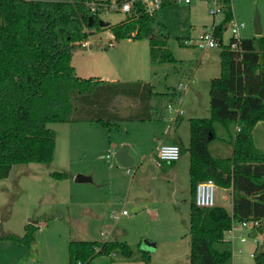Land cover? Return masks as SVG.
Wrapping results in <instances>:
<instances>
[{
	"label": "trees",
	"instance_id": "obj_1",
	"mask_svg": "<svg viewBox=\"0 0 264 264\" xmlns=\"http://www.w3.org/2000/svg\"><path fill=\"white\" fill-rule=\"evenodd\" d=\"M91 1L0 0V180L8 177L13 165L53 161L56 133L49 124L92 122L109 128L122 120H154L149 84H107L75 74L72 52L93 30L104 27L115 41L147 39L151 63L175 61L165 39L153 36L154 17L143 12L138 0L123 21L103 27L98 24L99 15L111 2L96 0L90 13ZM170 3L163 0L162 7ZM225 3L215 33L219 39L232 18L229 0ZM239 46L240 52L221 46L220 74L209 83L210 116L188 119L189 143L184 150L189 155L191 195L189 264H231V243L224 233L235 223L264 220V153L252 138L256 123L264 121V36L245 37ZM171 95L179 98L175 91ZM121 96L139 104L127 118L110 110ZM214 123L238 127L230 158L210 154L209 144L216 138ZM52 177L63 179L66 174L53 173ZM206 180L231 189V213L221 206L195 205V187ZM24 230L23 236L4 235L0 240L30 246L36 226L27 224ZM116 254L129 257L131 250L124 242L110 240L68 244V264H96V257ZM142 258L149 260L148 253L142 251ZM253 258L254 264H264V249Z\"/></svg>",
	"mask_w": 264,
	"mask_h": 264
},
{
	"label": "rangeland",
	"instance_id": "obj_2",
	"mask_svg": "<svg viewBox=\"0 0 264 264\" xmlns=\"http://www.w3.org/2000/svg\"><path fill=\"white\" fill-rule=\"evenodd\" d=\"M109 1L119 3L118 0ZM230 8L234 17L246 23L241 33L243 37L254 35L252 23L256 16L264 28V0H231ZM125 17L126 13L118 9L104 10L99 15V19L109 26L120 23ZM213 20L204 0H196L190 5L171 2L154 16L153 36L165 39L166 48L175 61L156 63L157 76L152 84L153 92L159 94L152 100L155 107L153 121L119 122L109 128L99 123H78L76 127L80 129L74 134L75 143L68 150L65 147L67 134L59 131L67 126L49 124L48 128L59 133L53 161L11 167L8 177L0 180V236H23L27 224L35 225L36 231L30 246L0 240V264H68L69 242L106 240L126 243L131 255L96 257L93 261L96 264H189V155L185 151L179 157L183 160L175 167V178L170 175L163 178L161 173L171 171L174 166L157 167L150 146L154 134L160 140L166 138L162 133L166 128L165 120L174 115V111L168 112V106L178 107L176 99L170 98L171 93L176 92L179 82L186 84L187 77L195 78V82L187 93H184L185 87L180 90V119L179 123L170 125V138L179 136L187 149L188 118L210 116L208 83L203 77L196 79L195 76L196 70L203 66L204 58L200 63L203 52L193 43L209 30ZM93 31L88 40L96 41L100 46L107 44L108 29ZM228 37V31H224L223 45H227ZM136 41L149 48L147 39ZM86 47L79 45L74 49L72 66L78 65L83 50L89 49ZM211 49L218 52L221 46ZM167 91L170 94H163ZM196 93L199 96H192ZM83 127L85 129L81 130ZM213 127L217 137L209 144L210 154L216 158H230L233 150L230 142L236 126L214 123ZM110 142L122 150L129 144L134 165L120 166L114 150L108 148ZM53 173H64L66 177L57 179L52 177ZM78 174L91 181L75 182ZM228 189L215 185L214 206L231 212ZM223 195L227 200L222 199ZM241 229H244L246 241L240 246L238 236L232 240L233 256L239 255L244 264H254L251 253L256 242L259 248L264 247V233L256 231L254 242L247 235L248 229ZM228 235L233 236V231ZM146 244L149 247L154 244V248L149 250ZM142 251L148 253L149 260H143Z\"/></svg>",
	"mask_w": 264,
	"mask_h": 264
},
{
	"label": "crops",
	"instance_id": "obj_3",
	"mask_svg": "<svg viewBox=\"0 0 264 264\" xmlns=\"http://www.w3.org/2000/svg\"><path fill=\"white\" fill-rule=\"evenodd\" d=\"M119 2H124L127 0H118ZM113 3V2H112ZM262 33L261 36H264V28L261 27ZM110 33V31H109ZM107 44L100 46L99 43L92 42L90 40H87L85 42H82L80 44L81 47H86V45L89 47V49L83 50L81 53L82 55L79 57V62L78 65L72 66L74 68L75 74L80 77V78H93L97 79L99 81H103L105 83H141V84H149L152 89V95L149 99V106L151 108V111L155 108L152 104V100L157 97L156 95L159 93H154L153 92V84L152 82L154 81L153 79H156L157 76V69L158 65L156 66V63H151L150 62V56H149V48L146 49V45L141 43V41H136L133 39H126V40H120V41H115L112 34L108 36ZM194 46V45H193ZM95 48H100V50H95ZM202 51L203 54L201 55L200 58V63L204 58V61L202 62V67L198 68L196 70V79L203 77L205 81L208 83V91H209V83L210 80L213 78H216L220 74V57H219V52L212 51L210 49ZM197 81V80H196ZM195 82V78L193 77H187L186 81L183 83H178L179 86H177L176 92L179 95V98L176 99V103L178 107L176 109H172L171 106H168V112L174 111L173 117L170 119L167 118L165 120L166 123V128L163 129V134H166V138L163 140H160L156 134H154L151 138L152 144L150 146V151H151V156L155 154V148L159 144H176L179 146V148L182 149L181 154L185 153L184 146L181 144L179 140V136L176 135L173 138H170L169 136V130L171 129V126H174V120L175 119H180V114H181V91L182 87H185L184 93L188 92L190 89L191 84ZM181 84V86H180ZM183 93V94H184ZM163 94H170V92H163ZM155 95V96H154ZM199 96V93H196L192 96ZM172 96V95H171ZM183 96V95H182ZM173 97V96H172ZM170 97L171 99H175V97ZM139 107V104L137 101H134L130 99L129 97H120L116 101L112 103V108L110 107V110L117 115H120L124 118L129 117L136 108ZM153 114V112H151ZM193 118V117H189ZM188 118V119H189ZM150 121H130V120H122L120 122H151ZM78 123L82 125L86 124H93L92 122H75V123H64L62 126H67V127H61L59 131H64L67 134V139L65 141V147L68 149L71 148L72 145H74L75 140H74V134L80 129V127H76V125H79ZM119 123V122H117ZM179 123V122H178ZM75 124V125H74ZM116 124V123H115ZM85 128H81V130H84ZM56 133V139H55V148H54V154L57 149L58 145V140H59V133L54 130ZM168 135V136H167ZM216 135V134H215ZM217 137V135H216ZM252 138L254 141L255 146L261 150L264 153V121H260L256 123L254 126V129L252 131ZM189 143V139H188ZM231 143V142H230ZM232 145V143H231ZM108 148L114 150V157L116 162L118 163L116 159L117 154H121V164L119 163L120 166L122 167H131L135 163V158L131 152L130 145L127 144L125 146V149L122 150L121 148L116 149V143L110 142L108 143ZM232 148V146H231ZM119 149V150H118ZM231 151V150H230ZM109 157V156H107ZM230 157V156H226ZM54 159V158H53ZM154 163L157 167L161 168L163 164H170V166H174L171 171L161 173V176L163 178L165 177H170L175 178L176 177V170L175 167L178 166L180 163L179 161L183 160V157L179 158L177 161L172 162V163H159L156 160V157L154 156ZM188 162H189V156H188ZM228 189V188H227ZM230 191V196H231V189H228ZM223 200H227V196L223 195L222 196ZM226 210V209H225ZM231 210H232V196H231ZM228 212V210H226ZM231 213V212H228ZM243 227L240 226L239 223H235L232 225L231 230L229 232L224 233V238L225 240H228L232 244V240H235L239 237V243L241 246V243L245 242L246 239L243 235L244 229H241ZM233 231V236L228 235V233ZM235 232V233H234ZM256 231H249L248 230V237L251 238L254 242L256 240ZM238 236V237H237ZM244 239V240H242ZM149 245V244H148ZM146 246L148 249L152 250L154 248V244L152 246ZM145 246V244H144ZM262 245L260 248L258 247V243L256 242L254 251L251 253L252 257H254L255 253H257L259 250H261ZM142 250L143 246H141ZM264 249V247H262ZM231 250H232V245H231ZM153 253L155 252L154 250L152 251ZM231 264H244L243 260L239 255L233 256L232 253V262Z\"/></svg>",
	"mask_w": 264,
	"mask_h": 264
},
{
	"label": "built area",
	"instance_id": "obj_4",
	"mask_svg": "<svg viewBox=\"0 0 264 264\" xmlns=\"http://www.w3.org/2000/svg\"><path fill=\"white\" fill-rule=\"evenodd\" d=\"M95 1L92 0L88 3L90 8V13H93L95 10ZM136 0H127L120 3H110L107 7L105 6L104 10H115L118 9L124 13H129L133 3ZM142 7L143 12L151 17H154L157 12L162 7L163 0H138ZM171 2L176 3H184L186 5H190L196 0H170ZM208 5V12L213 17V22L211 23L209 30L204 32L202 36L199 37L198 41H195L193 44L198 49L202 51L206 49L215 48L223 45V34L224 31H228L229 37L227 41V46L231 51L240 52V42L243 38L241 33L246 28V23L242 20L236 18L232 14V18L223 26L221 39L217 38L215 33L217 31V27L221 22L224 10H225V0H204ZM231 4V0H229ZM179 86V85H178ZM181 86V84H180ZM236 131H238V127H236ZM155 157L159 163H172L179 159L180 157V148L176 144H159L155 148ZM214 188L215 184L212 180H206L199 182L195 187L194 193V202L195 205L202 208H210L214 206ZM125 214V211L122 212ZM241 227L248 229L249 231H260L264 233V220L252 219L249 221L239 223ZM244 240V239H242ZM253 256V255H252Z\"/></svg>",
	"mask_w": 264,
	"mask_h": 264
},
{
	"label": "water",
	"instance_id": "obj_5",
	"mask_svg": "<svg viewBox=\"0 0 264 264\" xmlns=\"http://www.w3.org/2000/svg\"><path fill=\"white\" fill-rule=\"evenodd\" d=\"M91 22H92V18H89V26L91 25ZM98 24H99L100 27H103V26H105L106 23L100 20L98 22ZM252 27H253L254 36H261L262 29H261V25H260V21H259V17L258 16H256L254 18L253 23H252ZM120 156H121L120 153L117 154L116 155V159H117L118 163L121 164V159L122 158ZM89 181H91L90 178L85 177V176L80 175V174L76 175V177H75V182H77V183H83V182H89Z\"/></svg>",
	"mask_w": 264,
	"mask_h": 264
}]
</instances>
